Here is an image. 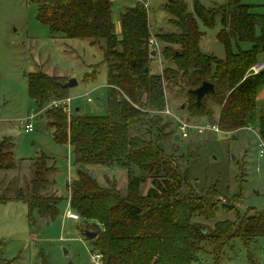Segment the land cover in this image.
Returning <instances> with one entry per match:
<instances>
[{"label":"trees","instance_id":"16d2710c","mask_svg":"<svg viewBox=\"0 0 264 264\" xmlns=\"http://www.w3.org/2000/svg\"><path fill=\"white\" fill-rule=\"evenodd\" d=\"M29 1L38 5L37 19L54 37L104 44L106 113L81 115L76 109L77 115L68 122L62 110L55 112L65 122L52 124L54 140L71 146L76 167V177L68 183L69 197L53 190L56 179L48 174L55 166L42 153L31 159L33 176L24 185L6 175L0 178V203L26 204L28 224L35 231L41 221H57L68 200L73 211L92 222L87 228L97 233L96 238L89 240L87 229L84 236L91 242L92 253L102 256V264H193L200 250L198 240L217 239L215 247L221 249L229 239L239 238L248 250L251 239L264 240V211L243 216L235 208L236 222H223L217 229L222 237L205 234L200 223L191 221L194 216L214 218L220 206L213 192L218 189L215 184L202 185L201 192L192 188L189 170H181L162 145L168 138L174 140L178 131L170 123L161 127L167 84L179 86L178 80L187 92L183 103L187 120L206 117L225 133H236L253 120L257 95L264 86V70L251 71L264 53V11L246 0H223L220 6L194 0L193 11L185 0H168L164 7L176 30L156 34L166 65L163 74H156L148 47L152 35L148 6L142 0H134L121 12V35L113 21L116 0ZM217 19L223 59L201 47L206 35L199 22L213 27ZM245 43L250 47H243ZM27 80L29 96L38 108L69 96V88L63 87L68 82L65 78L38 71L29 73ZM203 82L215 88L197 103L193 91ZM258 130L264 141V114ZM15 149L13 138L0 141V171L18 166ZM88 166L124 169L126 189L120 191L110 181L103 185L85 170ZM148 183L151 186L143 193ZM42 258V264H48Z\"/></svg>","mask_w":264,"mask_h":264},{"label":"rangeland","instance_id":"374dc122","mask_svg":"<svg viewBox=\"0 0 264 264\" xmlns=\"http://www.w3.org/2000/svg\"><path fill=\"white\" fill-rule=\"evenodd\" d=\"M121 1L116 0L112 10L118 35H121L120 15L125 8ZM167 1L150 0L147 4L151 33L155 37L159 32L176 30L170 21L171 15L164 7ZM185 1L188 10L193 11L194 0ZM201 1L207 6L223 4V0ZM245 2L261 4L264 0ZM37 15L38 5L29 0H0V141L5 137L13 138L18 161L14 170L0 171V178L6 175L9 180L14 178L19 186L24 185L33 176V170L29 169L31 159L43 153L51 158L50 164L55 166L54 172L48 174L56 179L53 190L67 198L70 194L68 183L75 179L76 167L71 146L54 140L52 124L65 122L55 117V112L62 110L68 122L77 115V108L81 109V115L106 113L108 75L105 49L103 43L92 45L86 39L54 37L49 28L38 21ZM199 26L206 35L202 49L223 59L225 49L217 39L220 20L217 19L213 27H206L201 22ZM156 42L157 45L153 47L148 45L153 58L151 69L153 73L163 74L166 66L162 55L163 44L157 39ZM153 51L156 52L155 56L152 55ZM258 64L264 65V62ZM38 71L68 81L76 80L77 85L69 88V97L73 99L70 113L48 107L50 102L38 108L30 98L27 76ZM178 81L179 86L167 84V103L164 112H161L165 118L161 127L170 123L174 131H178L177 116L188 119L187 112L181 108L187 92L182 80ZM167 109L173 115L166 114ZM31 115H35L32 120L35 129L26 132L24 126ZM259 116L260 112L256 111L253 120L236 133H225L220 129V133H193L186 140L168 138L162 142L165 154L172 157L181 170H189L191 181L188 183L192 188L201 192L202 185L217 186L218 190L215 192L214 188L213 193L220 207L214 218L206 220L194 216L191 219L204 227L205 234L213 237L220 235L217 229L224 225L223 222L235 223L238 218L236 209L243 216L264 211V158L259 157ZM193 119L208 121L206 117L190 120ZM85 170L103 185L110 181L120 191L127 187V174L122 168L88 166ZM150 186L148 183L143 193ZM51 188L49 191H52ZM68 209L66 200L57 221L50 224L41 221L32 231L28 224L26 204L0 203V264H42L43 256L48 264H99L92 258L91 242L85 238L83 231L90 230L87 227L92 222L88 223L81 217L79 220L67 219L65 213ZM250 241L251 249L248 250L239 238L229 239L221 249L215 247L219 243L217 239L198 240L200 250L193 264H264V240L253 238Z\"/></svg>","mask_w":264,"mask_h":264},{"label":"built area","instance_id":"2783aa9c","mask_svg":"<svg viewBox=\"0 0 264 264\" xmlns=\"http://www.w3.org/2000/svg\"><path fill=\"white\" fill-rule=\"evenodd\" d=\"M142 1L147 5L150 0H142ZM148 45L151 47L157 45L156 37L153 34L150 36L148 40ZM263 67L264 65L256 64L255 66L252 67L251 71L253 73H259L261 69H263ZM72 100L73 99L69 96L61 99H55L49 103L48 107L63 109L65 112L68 113L71 108ZM165 113L168 115H173L169 109H167ZM34 117L35 115H31L30 117L27 118V123L24 126L26 132L34 131L35 128L32 121ZM176 120H177L176 123L178 125V134L180 135L181 140L189 139L193 133L197 135H202L205 134L206 132H219V133L221 132L220 127L216 123H212V122L194 123L180 116H177ZM259 157L261 159L264 158V141L262 139H259ZM68 207L69 209L66 211L65 217L70 220H79L80 216L78 215V213H76L71 209L69 202H68ZM92 258L93 260H95V262H98L100 264L102 256L99 253H93Z\"/></svg>","mask_w":264,"mask_h":264},{"label":"water","instance_id":"95a60500","mask_svg":"<svg viewBox=\"0 0 264 264\" xmlns=\"http://www.w3.org/2000/svg\"><path fill=\"white\" fill-rule=\"evenodd\" d=\"M152 55L155 56V55H156V52L153 51V52H152ZM75 85H77L76 80L71 79V80H69L67 83L63 84V87H65V88H71V87H74ZM214 88H215V87H214V85H213L212 83H210V82H203V84H202L200 87H198L197 89H195V90L193 91V94L196 95V97H197V103H201L202 100H203V98H204L207 94H209L210 92H213V91H214ZM184 107H185V105L183 104V105L181 106V108L183 109ZM77 111H78V109H77ZM174 140H175V141H179V140H180V135H179V134H176V135L174 136ZM85 236H86L89 240H93V239L96 238L97 233L94 232V231H91V230H86V231H85Z\"/></svg>","mask_w":264,"mask_h":264},{"label":"crops","instance_id":"0c3cea01","mask_svg":"<svg viewBox=\"0 0 264 264\" xmlns=\"http://www.w3.org/2000/svg\"><path fill=\"white\" fill-rule=\"evenodd\" d=\"M121 2H123L124 3V7H126V6H132L135 1L134 0H124V1H121ZM253 5H256L258 10L264 11V3L253 4ZM204 39H205V37H204ZM201 45H202V42H201ZM260 61L264 62V53L262 55H260ZM55 77H58V76H55ZM256 100H257L256 101V111H259L260 112V116H261L262 114H264V86H262L260 88ZM77 109L81 111V109H79V108H77ZM260 116H259V118H260ZM190 121L194 122V123H206V122H208L207 120L206 121H199L197 119L196 120L193 119V121L192 120H190ZM57 193L59 194L58 191H57Z\"/></svg>","mask_w":264,"mask_h":264}]
</instances>
